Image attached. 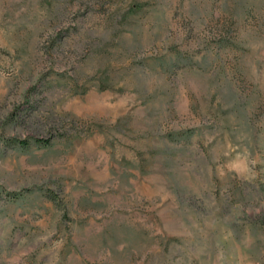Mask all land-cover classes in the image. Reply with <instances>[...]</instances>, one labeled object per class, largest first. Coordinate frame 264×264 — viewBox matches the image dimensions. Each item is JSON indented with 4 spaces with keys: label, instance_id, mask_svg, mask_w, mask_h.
I'll use <instances>...</instances> for the list:
<instances>
[{
    "label": "rangeland",
    "instance_id": "374dc122",
    "mask_svg": "<svg viewBox=\"0 0 264 264\" xmlns=\"http://www.w3.org/2000/svg\"><path fill=\"white\" fill-rule=\"evenodd\" d=\"M0 264H264V0H0Z\"/></svg>",
    "mask_w": 264,
    "mask_h": 264
},
{
    "label": "trees",
    "instance_id": "16d2710c",
    "mask_svg": "<svg viewBox=\"0 0 264 264\" xmlns=\"http://www.w3.org/2000/svg\"><path fill=\"white\" fill-rule=\"evenodd\" d=\"M18 143H20L21 145H26V144H27V142H26L25 140H23V141H18Z\"/></svg>",
    "mask_w": 264,
    "mask_h": 264
}]
</instances>
